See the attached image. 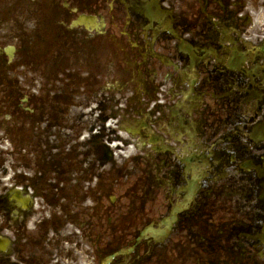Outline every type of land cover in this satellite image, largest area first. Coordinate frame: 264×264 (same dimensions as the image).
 I'll return each mask as SVG.
<instances>
[{"label": "flooded vegetation", "instance_id": "1", "mask_svg": "<svg viewBox=\"0 0 264 264\" xmlns=\"http://www.w3.org/2000/svg\"><path fill=\"white\" fill-rule=\"evenodd\" d=\"M129 64L123 156L92 86ZM0 132V264H264V0H0Z\"/></svg>", "mask_w": 264, "mask_h": 264}]
</instances>
